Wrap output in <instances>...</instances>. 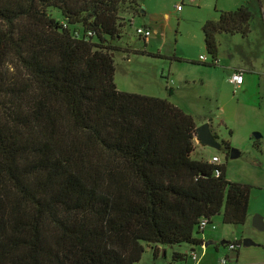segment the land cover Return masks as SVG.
<instances>
[{
  "label": "trees",
  "instance_id": "trees-1",
  "mask_svg": "<svg viewBox=\"0 0 264 264\" xmlns=\"http://www.w3.org/2000/svg\"><path fill=\"white\" fill-rule=\"evenodd\" d=\"M249 10L203 24L206 67ZM126 12L137 0H0V264H138L201 247L202 220L245 224L251 187L192 159L193 116L117 90L111 55L162 57L126 43Z\"/></svg>",
  "mask_w": 264,
  "mask_h": 264
},
{
  "label": "rangeland",
  "instance_id": "rangeland-1",
  "mask_svg": "<svg viewBox=\"0 0 264 264\" xmlns=\"http://www.w3.org/2000/svg\"><path fill=\"white\" fill-rule=\"evenodd\" d=\"M148 1L151 0H144L146 3ZM165 1L170 7L174 0ZM240 1L248 5L252 14L249 27L253 35L248 41L237 38L240 37L237 35L219 36V52L224 61L218 66L204 67L198 60L199 56H204L210 61L202 41L200 24L206 16L214 15L218 1L203 0L201 8L190 6L185 1L181 16L173 14L170 23H160V36L151 39L146 45L142 40L136 39V27L126 29L128 37L124 40L131 45V49L162 57L115 53L114 83L118 91L168 101L172 106L192 115L197 127L209 123L221 149L203 147L195 141L191 157L194 160L212 162V158L216 156L220 164L225 165L228 180L251 187L248 217L252 219L256 215H264V107L257 111L237 103V92L231 85L225 84L224 79L228 72L226 67L248 65L251 69L249 61L261 57L256 42L264 28V0ZM51 17L60 19V14L52 10ZM138 22H141V17L137 18L136 25ZM134 38L135 41L130 42ZM120 44L125 43H116ZM254 134L262 135L258 139L261 144L259 150L258 142L256 144L252 138ZM223 144L229 145L230 150H237L239 157L231 159L229 150ZM212 232L224 236L225 241L230 242L235 239L242 242L246 238L257 244L258 234L264 237V231L253 228L250 221L242 226L224 225L220 216L213 219L203 234H214ZM203 234L199 236L200 239ZM157 247V259H154L152 247L145 246V253L138 264H192L191 250L198 251V255L200 253L199 247L191 248L186 244ZM213 247L214 245H210L207 248L210 255L214 253ZM218 248L220 252L217 256L224 255V248ZM238 248L241 249L242 246ZM182 252L189 258L175 260L174 253Z\"/></svg>",
  "mask_w": 264,
  "mask_h": 264
},
{
  "label": "crops",
  "instance_id": "crops-1",
  "mask_svg": "<svg viewBox=\"0 0 264 264\" xmlns=\"http://www.w3.org/2000/svg\"><path fill=\"white\" fill-rule=\"evenodd\" d=\"M185 1L186 0H180V1L174 0L171 6L169 7L165 0H151V1H148V3L144 2V0H137L138 5H139V10H140L139 15H134L131 12H126L123 14V18L129 21L131 28L143 27V28L152 29L155 32V35H154L155 37L153 36L154 38L152 37L144 41V45H146L151 39H157L160 36V23H163V22H165L166 24L170 23L171 16L173 14L174 15L180 14L181 16L183 9L180 12H176L175 8L182 3L184 4ZM217 1L218 2H217L216 9L214 10L215 12L214 15L212 14L208 15L205 17V19H203L202 23L200 24L201 29H202L203 24L207 23L208 21H217L219 18L220 11L228 12V11L234 10V8L236 7L239 8L242 5H245L240 0H217ZM202 4H203V0H197L195 4H190V6L201 8ZM139 17H141V22L140 23L138 22V25H136V20ZM252 35H253L252 31H250L249 35L246 38H243L241 36L237 38H241L244 41H248L250 40V36ZM219 36H231V35L218 34L216 37L218 38ZM233 36H236V35H233ZM134 41H135V38L130 40V42H134ZM217 43H218V39H217ZM256 45L260 50L261 57H258V58L255 57V59H253L252 61L251 60L249 61L251 69L249 68L248 65L226 67L225 69L228 70V72L226 73V77L224 81H225V84L231 85L234 89L235 88L234 85L229 81V76L232 72H241L243 74V83L240 87L235 89V91L238 94L237 103H240L241 105H245L249 107L250 109H255L259 111L260 107H264V99H263V95H264V28H262L261 34L257 37ZM218 49H219V44H218ZM132 50H136V49H132ZM217 61H218V64L219 63L221 64L224 61L222 58V54L219 51H218ZM200 64L203 65L204 67L205 65H207L202 62H200ZM224 111L225 109H223V113ZM260 146L261 144H259L258 142V145H257L258 150L260 149ZM248 214H249V208H248ZM248 214H247V220L245 224L248 221L251 222L252 220V219H249ZM261 218H262V223L264 224V215H262ZM203 235L204 236H202L201 240L204 242V244L208 241H212L213 242L212 245L216 243L220 244L221 242L225 241L224 236L222 237L215 233L214 234L205 233ZM258 235L259 237H258V240L256 241L258 246L250 247V248L242 247L241 249L237 248V253L235 255L228 254L227 249H224L225 250L224 255H220L218 257L217 254H219L220 249L215 245L213 247L214 253L210 255L207 249L209 246L205 248L203 247V244H202L203 248L198 246L200 248V253L198 255L199 259L196 261H192L191 259L190 260L192 261V264H221L220 260L228 256L226 264H264V237L262 236V234H258ZM238 242L239 240L235 239L232 243L237 244ZM241 243L242 242L240 241V244ZM196 252L198 254V251ZM177 254L181 256L180 258L175 259L177 261L179 260L181 261L182 259L186 260L187 258H189L187 257V254L183 252L177 253Z\"/></svg>",
  "mask_w": 264,
  "mask_h": 264
},
{
  "label": "water",
  "instance_id": "water-1",
  "mask_svg": "<svg viewBox=\"0 0 264 264\" xmlns=\"http://www.w3.org/2000/svg\"><path fill=\"white\" fill-rule=\"evenodd\" d=\"M113 57V55H111ZM213 132L211 131L209 123L201 124L196 128V134H195V140L197 143L201 144L203 147H210L215 148L217 150L221 149L220 144L217 142ZM260 134H254L252 138L257 141L260 138ZM229 157L231 159H237L239 157V153L237 150L231 149L229 151ZM252 227L256 230H264V224L262 223V218L260 216H254L251 220ZM212 241H208L205 244H203V247L207 248L208 246L212 245ZM226 242L223 241L220 243V246L225 245ZM242 247L250 248V247H256L258 244L254 243L253 241L249 239H243L242 243L240 244ZM238 245V246H240ZM194 249H192L193 251Z\"/></svg>",
  "mask_w": 264,
  "mask_h": 264
},
{
  "label": "built area",
  "instance_id": "built-area-1",
  "mask_svg": "<svg viewBox=\"0 0 264 264\" xmlns=\"http://www.w3.org/2000/svg\"><path fill=\"white\" fill-rule=\"evenodd\" d=\"M188 3L190 4H195L197 2V0H186ZM184 4H180L179 6H177L175 8V11L176 12H180L181 11V8ZM134 34H135V37L136 38H140L142 39L143 41H146L150 38H152L154 35H155V32L152 30V29H148V28H143V27H136L134 29ZM199 61L204 63V64H209V60H207L204 56H199ZM215 65H218V61H216ZM229 81L234 85V90L238 87H240L243 83V74L241 72H232L229 76ZM213 164H220V160L219 158H217L216 156H214L212 158V162ZM211 224L208 223L207 220H202L200 222V231L203 233L205 229H207ZM213 229H215V226H213ZM240 245L239 244H234L232 243L231 245H227V252L228 254H231L232 251L235 249V248H238ZM202 247V246H201ZM203 248V247H202ZM190 257H191V260L192 261H196L199 259L198 257V254L197 252L194 250L190 253ZM227 257L226 258H223L222 260H220V263L221 264H226V261H227Z\"/></svg>",
  "mask_w": 264,
  "mask_h": 264
},
{
  "label": "flooded vegetation",
  "instance_id": "flooded-vegetation-1",
  "mask_svg": "<svg viewBox=\"0 0 264 264\" xmlns=\"http://www.w3.org/2000/svg\"><path fill=\"white\" fill-rule=\"evenodd\" d=\"M215 246H217V247H219L220 246V244L219 243H216V244H214ZM224 246V245H223ZM223 246H221V247H223Z\"/></svg>",
  "mask_w": 264,
  "mask_h": 264
}]
</instances>
